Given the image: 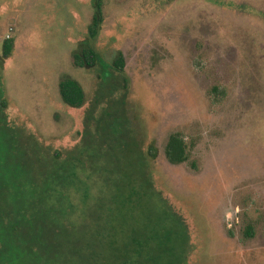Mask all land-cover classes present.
<instances>
[{
  "label": "rangeland",
  "instance_id": "rangeland-1",
  "mask_svg": "<svg viewBox=\"0 0 264 264\" xmlns=\"http://www.w3.org/2000/svg\"><path fill=\"white\" fill-rule=\"evenodd\" d=\"M91 17V0H0V57L13 40L0 59V117L11 128L0 164L46 176L45 146L134 155L154 144V187L190 237L184 264H264V0H106L96 46L110 67L123 53L127 90L112 67L72 65ZM63 75L82 86V108L62 102ZM175 132L196 170L167 162Z\"/></svg>",
  "mask_w": 264,
  "mask_h": 264
},
{
  "label": "trees",
  "instance_id": "trees-1",
  "mask_svg": "<svg viewBox=\"0 0 264 264\" xmlns=\"http://www.w3.org/2000/svg\"><path fill=\"white\" fill-rule=\"evenodd\" d=\"M105 3L91 0V21L85 38L71 53V62L77 69L102 67L105 75L112 67L127 90L123 53L115 52L110 67L96 46ZM12 50L13 40H4L2 62ZM58 93L71 109L86 103L82 86L69 75L59 79ZM6 107L2 99L0 112ZM10 135L11 128L0 117V140ZM45 149L46 176L29 177L23 170L26 165L18 163L15 170L16 164L11 167L1 161V170L9 171L0 179V201L7 205L0 206V264H184L190 237L183 220L154 187L151 163L158 153L154 144L134 155L124 146L103 155L94 150L83 154ZM191 150L175 132L167 138L164 156L172 166L190 162L196 170ZM253 235L249 224L244 236Z\"/></svg>",
  "mask_w": 264,
  "mask_h": 264
}]
</instances>
